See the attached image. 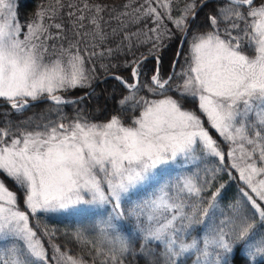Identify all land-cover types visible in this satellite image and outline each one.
Returning <instances> with one entry per match:
<instances>
[{
    "label": "snow or ice",
    "instance_id": "snow-or-ice-1",
    "mask_svg": "<svg viewBox=\"0 0 264 264\" xmlns=\"http://www.w3.org/2000/svg\"><path fill=\"white\" fill-rule=\"evenodd\" d=\"M147 2L144 16L162 25L151 29L157 33L148 38L153 48L179 33L178 46L189 43L191 60L176 71L177 51L172 74L164 77L157 67L147 83L140 81L137 61L130 65L131 82L116 76L129 92L120 100L121 108L142 109L126 125L119 115L95 122L77 112L67 120L62 106L78 101L58 94L91 87L94 68L88 61L97 53L86 56L88 49L80 44H87L89 35L93 41L106 39L100 6H94L97 14L90 19L93 30L82 32L84 9L91 11L87 3L80 8L56 0L59 8L42 7L25 25L17 0H0V100L16 114L41 99L50 100L57 112L55 120L20 130L19 136L10 123L0 126V173L20 192L18 198L0 181V240L17 242L5 250L0 264H47V251L30 217L90 211L103 215L99 209H107V219L73 234L78 244L95 249L91 264H124L136 254L135 241H142L139 255L145 264H187L189 259L192 264H264V0H223L208 17L211 31L205 33L188 31L195 0L177 17L171 15V0H156L163 14L151 6L153 0ZM65 7L81 13H67L74 17L70 28L56 22ZM165 19L175 31L163 24ZM155 59L159 65V56ZM145 88L162 98L140 96ZM189 98L197 103L199 115L182 107ZM221 144L230 147L231 167L247 190L242 187L241 198L222 207L218 188L209 193L205 206L202 194L210 180L201 183L192 166L206 158L223 162ZM177 164L189 165V175L160 179ZM211 172L210 179H215L217 169ZM145 192L150 195L141 199ZM126 220L133 224L135 237L125 230ZM153 246L162 251L153 253ZM52 247L54 264H88Z\"/></svg>",
    "mask_w": 264,
    "mask_h": 264
},
{
    "label": "trees",
    "instance_id": "trees-1",
    "mask_svg": "<svg viewBox=\"0 0 264 264\" xmlns=\"http://www.w3.org/2000/svg\"><path fill=\"white\" fill-rule=\"evenodd\" d=\"M204 1L206 0H195L197 4L196 10ZM190 2L191 0H171V15L173 17L179 16L181 10ZM256 2L258 3L259 0H256ZM63 3L65 5L71 3L80 8H83L85 3L89 5L91 11L84 9V16L86 19L83 23L86 25L85 30L87 31H92L94 28L90 23L91 17L97 14L94 6H100L103 9V11L99 13L102 17L100 25L106 37L103 42H100L93 41L92 37L89 35L86 38L87 44L84 42L80 44L81 49L87 47L89 52L95 51L97 53L88 61V66L90 68L94 67L93 74L95 75V81L89 88H77L75 90L58 93L65 99L72 100L84 96L99 81L111 75L120 76L125 81L131 82L133 77L131 76L130 65L133 61L139 62L144 57H152V59L143 62L140 66V71L142 72L140 78L141 83H147L153 70L157 67H159L162 76L167 77L171 74L173 60L179 49L178 42L180 40V35L179 33H175L171 39H163L159 49L153 48V42L148 38H154L157 33L151 31V29H160L162 25L154 23L152 18L145 17L144 13L141 15L142 13L140 12L149 7L147 0H63ZM222 3L223 0H217L205 5L197 14L188 31L190 33H205L211 31L208 17L215 15ZM50 6L59 8V5L56 4V0H17V11L21 24L26 25L31 22L36 18L37 12L42 7L49 8ZM137 9L139 10L136 11ZM69 11L74 12L77 16L80 15L76 8L68 9L65 7L62 11H59L56 22H62L66 27L70 28L74 17L70 18L67 15ZM158 11L163 14L165 9L159 8ZM190 18L191 17H189V20ZM163 24L175 31L171 21L165 19ZM221 28H223L222 25ZM85 30L80 29L82 32ZM51 31L55 32L57 30L51 29ZM67 35L71 38L73 33L68 31ZM92 43L97 44L95 49L91 47ZM108 49L112 50L110 54ZM100 53H103V55H100ZM152 53H155V55ZM156 56L160 58L159 65L156 63ZM190 60L189 43L186 42L176 65V71H179L182 66H186V62ZM105 62H107L106 65H104ZM126 62L130 63L126 64ZM105 95H109V99L105 100ZM128 95V90L121 86L120 81L115 78H109L99 83L92 94L78 101L75 105L67 104L62 106V111L66 114L67 120L74 119L77 112H79L81 115L95 122H106L111 116L119 115L123 122L128 125L131 123L132 118L134 116H139L142 111L140 108L129 111H124L121 108L119 103L120 100ZM169 95L178 98V94L175 92H171ZM140 96L147 97L150 100L162 98L148 92L146 88L140 92ZM0 102H3V100H0ZM181 103L184 109L196 111L198 115L200 114L197 103L192 101L191 98L183 100ZM29 118L32 119V123H25L29 121ZM56 118L57 112L52 106V103L49 102L30 106L23 114L12 112L9 106L0 107V126L7 127L10 123L11 131L17 136H19L20 130L28 127H35L36 124L46 123L48 119L55 120ZM212 134L215 138L219 139L216 137L214 131H212ZM221 148L225 152V160L223 162L216 161L213 158H206L204 161L199 162L198 167L195 165L192 166L193 171L198 172L201 183L205 180H210L207 190L202 194L206 198L205 206L209 193L216 191L218 188L220 189V196L217 199L221 201L222 207L239 200L242 196V187L247 190L243 181L239 179V173L236 169L231 167L232 159L227 156V153L231 150L230 147L226 144H221ZM212 169H217L215 179H210L212 176ZM219 169H223V171ZM187 173H189V171ZM0 180L3 181L11 191L15 192L18 198L20 197V192L11 179L0 173ZM220 185H223V188H220ZM145 195H150V192L141 193L140 198L142 199ZM19 207L21 210L24 209L22 199L19 202ZM97 211L103 215H96L94 212L90 211L79 215L37 214L36 217H30V223L37 231V235L47 251L49 257L47 264H54L52 257L55 252L52 245L59 246L61 251H66L77 258L82 257L88 264H91L96 255L95 249L91 245L78 244L76 240H74L73 234L79 229H84L98 221L107 219V209H99ZM124 227L132 237L137 235L131 222L127 220L124 221ZM197 231H199V227ZM86 234L89 235L90 238H94L93 233L88 232ZM16 243L17 242L10 239L0 241V258H2L5 250L11 248ZM133 246L136 254L126 257L124 264H145V259L139 255L142 241H135ZM17 251H19V248H17ZM161 251L162 248L152 247V252L155 254H159ZM96 264H99V260L96 261ZM187 264H192V260L189 259Z\"/></svg>",
    "mask_w": 264,
    "mask_h": 264
},
{
    "label": "rangeland",
    "instance_id": "rangeland-1",
    "mask_svg": "<svg viewBox=\"0 0 264 264\" xmlns=\"http://www.w3.org/2000/svg\"><path fill=\"white\" fill-rule=\"evenodd\" d=\"M164 2V0H160V3H163ZM160 3H157L156 2V0H153V2H152V7H156L157 8V10L160 8V9H164V8H162V7H160ZM17 9H18V7H17ZM147 9V8H146ZM139 9H137L136 11H138ZM145 12V9L143 10V11H141L140 13H142L141 15H143V13ZM80 13V12H79ZM80 15H81V13H80ZM83 15H84V12H83ZM36 19V18H35ZM34 19V20H35ZM33 21V20H32ZM49 21L47 20V19H45V23H48ZM83 30H85V29H83ZM89 32H91V31H89ZM49 43H52L51 41H49ZM88 52L89 51H87V52H85L84 54L87 56V54H88ZM106 63L107 62H105L104 63V65H106ZM130 62H126V64H129ZM104 67V66H103ZM92 68H94V67H92ZM91 75L93 76V79H92V81H91V84L95 81V75L93 74V72L91 73ZM94 87V86H93ZM92 89V88H91ZM90 89V90H91ZM89 90V91H90ZM88 91V92H89ZM92 94V93H91ZM86 95V94H85ZM82 97V96H81ZM86 98V97H85ZM79 99V98H78ZM107 99H109V95H105V100H107ZM82 100V99H81ZM186 110H188V109H186ZM237 155H239L238 153H237ZM242 163V162H241ZM188 168H189V165H187V164H177L174 168H170V169H168V170H166V171H164L162 174H161V176H160V179L161 180H164V179H167V178H171L172 180H175L177 177H183V176H186V175H189V173H187L188 172ZM259 178V177H258ZM1 181V180H0ZM10 190V189H9ZM108 207H110V206H108ZM83 213H85V212H83ZM79 214H81V213H60V215H79ZM0 241H2V240H0ZM63 252V251H62ZM53 255H55V253L53 254Z\"/></svg>",
    "mask_w": 264,
    "mask_h": 264
},
{
    "label": "water",
    "instance_id": "water-1",
    "mask_svg": "<svg viewBox=\"0 0 264 264\" xmlns=\"http://www.w3.org/2000/svg\"><path fill=\"white\" fill-rule=\"evenodd\" d=\"M214 1H216V0H206V1H204L200 6H199V8L195 11V13H194V16L196 17V15L198 14V12L205 6V5H207L208 3H211V2H214ZM194 20L192 19V17L190 18V23H189V27L191 26V24H192V22H193ZM188 30H189V28H188ZM186 43V42H185ZM185 43H184V46H185ZM184 46H183V48L181 49V48H179L178 49V51L180 52V55H181V53H182V51H183V49H184ZM150 59H152V57H144V58H142L140 61H139V65H141L143 62H145V61H148V60H150ZM177 63H178V61H177ZM177 65V64H176ZM171 74H172V72H171ZM116 76H108V77H106V78H104V79H102L101 81H99L86 95H84V96H82L83 98H85V97H87V96H89L95 89H96V87H97V85L99 84V83H102V82H104L105 80H107V79H109V78H115ZM82 97H80L79 99H74V101H80L81 100V98ZM43 102H50V103H52L50 100H45V99H41V100H38V101H30V106H32V105H37V104H40V103H43ZM1 106H8L7 105V103L6 102H4V103H0V107ZM29 106V107H30Z\"/></svg>",
    "mask_w": 264,
    "mask_h": 264
}]
</instances>
